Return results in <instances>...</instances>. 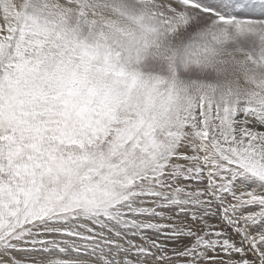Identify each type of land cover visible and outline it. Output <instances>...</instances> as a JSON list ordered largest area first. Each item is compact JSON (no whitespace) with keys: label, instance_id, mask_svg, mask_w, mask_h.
Returning <instances> with one entry per match:
<instances>
[{"label":"snow or ice","instance_id":"6c2138e0","mask_svg":"<svg viewBox=\"0 0 264 264\" xmlns=\"http://www.w3.org/2000/svg\"><path fill=\"white\" fill-rule=\"evenodd\" d=\"M0 264H264V0H0Z\"/></svg>","mask_w":264,"mask_h":264}]
</instances>
